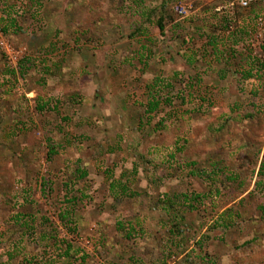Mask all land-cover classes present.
<instances>
[{
	"label": "rangeland",
	"instance_id": "374dc122",
	"mask_svg": "<svg viewBox=\"0 0 264 264\" xmlns=\"http://www.w3.org/2000/svg\"><path fill=\"white\" fill-rule=\"evenodd\" d=\"M229 2L44 0L32 22L26 0H0V18L17 14L26 32L3 35L23 51L15 65L0 52V264H264V87L235 74L262 59L264 39ZM156 77L172 87L148 113ZM180 160L226 170L193 178ZM184 194L207 199L191 210ZM66 209L76 233L58 219Z\"/></svg>",
	"mask_w": 264,
	"mask_h": 264
},
{
	"label": "trees",
	"instance_id": "16d2710c",
	"mask_svg": "<svg viewBox=\"0 0 264 264\" xmlns=\"http://www.w3.org/2000/svg\"><path fill=\"white\" fill-rule=\"evenodd\" d=\"M3 1V0H2ZM44 0H26V3L23 5V12L27 15L30 16L32 22L34 21H37L36 19H34L32 17V9L35 8L36 5H39L40 3H42ZM146 0H137V6L141 7L144 2ZM261 9H263V4L262 3H257L254 5L253 7V10H252V16L255 18L256 17V12L257 11H260ZM2 11V10H0ZM258 14V13H257ZM24 15V14H23ZM21 16V15H20ZM17 17L18 15L15 14V15H11V13H7L5 12V14L0 18V31L1 33L11 39L12 36H25L26 33L25 31H23L21 29V27L19 26V20H17ZM164 14H162L160 16V18L154 23L156 28L158 29V31L163 34V30H164ZM235 19V18H234ZM38 22V21H37ZM33 25V23H32ZM35 25V24H34ZM33 25V27H34ZM176 27H179V25L175 26ZM226 29L229 27V23H227L225 25ZM29 31H34V29L32 28L31 30ZM138 32H140L139 30H137ZM198 38H202V39H206L208 37L204 36V34L202 36H198ZM210 39V37H209ZM184 41H182L183 43ZM235 42V41H234ZM237 42V41H236ZM235 42V44H236ZM74 43L76 45H78V41L77 39H75ZM208 45L212 48V53L214 54V56L216 57V60H217V63L219 65H221V60L217 59L220 55L223 54V50H219V48H217V46L213 45L212 44V41L208 40ZM50 47L51 49H55L57 48V43H51L50 44ZM77 51V50H76ZM228 51L230 52V56H228V58H232V57H236L238 55H242V54H238L237 51L234 49V48H230L228 49ZM1 58L3 59V55H0ZM244 59V62H246L244 64V66H241L238 68V70L235 72V74L237 76H239L240 80L242 82H247V81H258L262 87H264V48H263V57L262 59H253L252 62L249 61V58L248 57H244L242 58ZM142 59H140L141 61ZM249 61V62H248ZM221 66H225L224 64H222ZM224 68H221V70L219 72H224L225 70H223ZM25 83V82H24ZM162 87V89H161ZM170 87H172V85L168 84V83H165L164 80H162L161 78L159 77H156L154 78L150 83L147 84V93H149L148 95V102H147V107H148V113H151V112H154L156 111L157 108H159V105H160V101L161 99L159 98L160 95L157 94L159 91L157 90V88H160L161 90H168ZM27 91L28 88H27ZM180 93H182V91H180ZM77 99V96H74L72 97L69 101L70 102H75ZM183 102V100H182ZM166 106H169V107H172L173 105V99H167V101L164 103ZM48 108V105H47V102L45 103L44 101H42V99H38L37 98V104L35 106V109L36 111L38 112H43L44 110H46ZM51 110H57V105H55ZM252 119V118H251ZM224 123V122H223ZM254 125H256L257 127V123L256 121H254L253 123ZM224 125V124H223ZM223 127H222V124L217 126L216 128H212L210 129L209 131L210 132H213V133H220L223 131ZM248 131H251L250 129ZM248 140L251 141V138L248 137ZM49 152H51L52 154L54 153L53 149L49 148ZM179 151H181L182 149L181 148H177ZM170 159H174L173 156H170ZM183 163V166L185 165L187 169H190L189 170V175L193 178H199V179H207V180H210L212 181L213 180V177L217 176V175H221V174H224V171L226 170V165L224 166V164L221 162L219 163V166L218 164H216L212 171H209V172H206L205 170H203L202 168H198V162L196 161H193V160H189L188 162H185L183 160H180V164ZM75 174H78V178L80 179H83L86 177V172H83L81 171L79 168H76V170L73 172ZM258 180H256L254 182V187L256 190H259V191H263L264 190V153L262 154V157H261V162H260V169L258 170ZM74 175V174H72ZM230 181H232V183H236V180L235 179H231V178H228ZM120 185V184H119ZM112 187H113V184H112ZM123 188V189H122ZM241 188V187H240ZM121 189L124 191L125 188L122 186ZM240 194L241 196L245 194L244 190H241L240 191ZM204 199H207V197L205 196H201V195H188L187 194H184L182 196V203H183V207L185 205H190V202H193V201H196V200H204ZM69 204H73V205H76L77 203V199L76 198H72L70 201H68ZM202 203V202H201ZM208 203V201H207ZM158 205V204H156ZM169 205V204H168ZM188 205V206H189ZM171 209H173L175 212L177 211V213L181 215V218L183 219L184 218V214L181 212V211H178L176 210V208H174V206L172 204L169 205ZM190 209H194L193 206H189ZM58 219L60 220V222H62V224L64 226L67 227H70V231L73 232V233H76V222H75V218H74V215H73V211L72 210H69V209H66L64 212H61L60 214H58ZM118 227L120 228V230H124V226L122 224H118ZM131 235V232H128L127 233V237ZM54 240V243L53 245H56V240L55 238L53 239ZM65 247V251H64V254H62V257H66L68 258L70 256V252H71V246L69 244H64L63 245ZM61 257V256H60ZM84 257H87L84 256ZM82 260L84 261L85 258H82ZM132 262L134 263H139V260L136 259V258H132L131 259ZM190 264H196V262H189Z\"/></svg>",
	"mask_w": 264,
	"mask_h": 264
},
{
	"label": "built area",
	"instance_id": "2783aa9c",
	"mask_svg": "<svg viewBox=\"0 0 264 264\" xmlns=\"http://www.w3.org/2000/svg\"><path fill=\"white\" fill-rule=\"evenodd\" d=\"M262 3L263 4V12L256 14L254 18V23L252 25L253 30H255V36L260 39H264V0H230L228 6L230 8H235L237 10H241L243 12H252V9L255 4ZM250 32L249 34L253 33ZM0 52L5 56L9 64L15 65L17 63L18 55L23 53L15 51L4 39L3 34L0 31Z\"/></svg>",
	"mask_w": 264,
	"mask_h": 264
}]
</instances>
